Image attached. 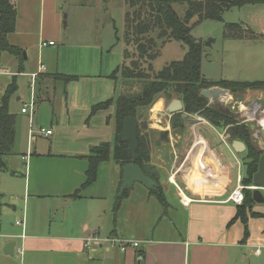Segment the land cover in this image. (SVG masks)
Here are the masks:
<instances>
[{"label": "rangeland", "instance_id": "374dc122", "mask_svg": "<svg viewBox=\"0 0 264 264\" xmlns=\"http://www.w3.org/2000/svg\"><path fill=\"white\" fill-rule=\"evenodd\" d=\"M12 2L20 13V26L18 34L10 36L9 41L11 44H19L23 49V54L21 57L16 58L7 52L0 53V107L8 87L14 80L17 85V91L12 96L10 103V111L17 114L16 142L13 154L6 157L9 172L0 173V194H3L1 197L0 224L4 227L15 226L16 220L22 221L23 219L22 205L17 213L11 211L12 206H15L13 200L16 198L11 197V195H16L14 186L16 179L13 178L14 173L12 170L13 166L20 162V152H26L29 146L33 151L48 152L50 149L59 151L66 146L64 142L68 139L88 135L86 126L90 125L91 120L87 122L88 117L83 118L80 116L78 107L71 117V112L67 108V94H72L73 89L76 87L80 91H87L86 85L89 83V79L65 84L61 79L55 77L58 75L98 76L108 72L115 63L122 62L123 51L126 48L124 42L125 14L129 10L126 0H43L42 4L41 0H31V2L12 0ZM41 9H43L45 15L42 31L39 29V12ZM174 9L179 17L184 20L188 10L187 3H176ZM260 12H262L261 16H259ZM253 14H256L257 17L255 18V15L253 18ZM251 17L256 21L264 20V6L248 5L243 8H234L225 12L223 21L219 22L205 21L193 26L196 19L190 21L189 26L192 27V36L203 45L201 69L207 80L211 82L222 80L264 81V40L223 39L226 24L240 23L247 27L248 24H252ZM116 35L120 39L119 43H117ZM51 40L55 43V46L41 47L43 41L49 42ZM159 50L160 55L153 63L155 72H160L171 62L184 59L188 48L182 43L171 41L164 45L160 43ZM41 66L45 67L42 73H46V75L40 79L38 78L36 87H33L31 86V73L38 72ZM81 84H83V88H79ZM141 90L142 84L140 83L126 82L123 79L117 81V95L134 96ZM227 91L231 99L225 103L220 101L221 98L218 99L220 104H216V107L225 110L224 112L227 114L233 115L238 122L242 121L241 118L237 117V113H239L242 106L256 105L264 110V103L254 100V97L250 95L247 97V93L242 97H235L229 90ZM19 97L22 99L20 103L17 102ZM33 101L36 103L34 109H32ZM171 102L164 97L158 98L155 105L148 110L147 116H143L141 119V121H147L146 123L151 130L168 132L169 138L180 141V144L175 145V152L172 146H169L170 141L165 142L164 145L162 144L163 146L153 148L154 153L157 152L158 155H167L171 158V162L168 158H165L166 163L162 171L170 177L177 173L175 174L176 183L184 189L186 173L184 169H181L182 164L187 163L186 158L189 148L193 146L197 137L204 136L209 139H205L208 147L220 159L221 166L225 167L224 175L227 167L229 168L231 190H226L232 192L239 174L237 163L223 155L222 152L225 151L222 148L220 149L218 145L220 138L216 137L215 132L210 131L207 120L202 118L204 121H199V117L191 116L186 119L185 128L181 132L172 127V119L175 114L165 118L160 117L158 113L164 112ZM25 104L30 106L28 115L32 116V121L28 115L23 116L21 114V108ZM250 124L254 125L253 131L259 129L256 122H250ZM167 125H169V130H165ZM161 127L162 129H160ZM41 129H52L54 135L46 137L40 133ZM216 131L221 132L219 129ZM33 135L37 137L35 142L32 140ZM153 137L157 138L159 136L155 135ZM251 139L260 149L258 144L260 141L252 136ZM56 141L57 144H55ZM52 144H54L53 148H51ZM215 145L218 148L216 150L213 148ZM8 162H11V164H8ZM174 163L177 164L176 168H173ZM218 172H220L219 162L216 167L217 175ZM216 173L211 183V185L215 183L214 186L217 182ZM164 181L167 185L173 187L172 184H168L167 178ZM223 181L225 182L226 179ZM139 185L140 183H135V188L130 191L132 200H125V208L119 214L118 219L122 229L130 234L140 236L145 233L150 220L154 224L158 219V227L167 229L172 224L176 229V234H182L185 213L176 210L174 212L176 216L172 217L173 212L171 210L164 211L165 208L162 207L160 214L155 219L151 207L158 205V198L150 194L153 201L151 207H147L145 201L138 203L134 197L137 196ZM225 186L226 184L219 192L223 189L225 192ZM163 188L166 187L163 186ZM261 192L264 196V190H261ZM165 193L166 200L168 199V202L177 208V200L173 199L172 194L169 195L168 191L165 190ZM205 198L215 200L217 196L215 198L205 196ZM42 201L44 202L30 204L29 209L27 208L26 224L29 219V222L32 221L33 227L36 225L44 232H55L56 230L70 232L77 229L79 223L83 220H91L107 230L109 220L113 217V207L112 205L110 208L107 207V202L106 204L104 202L96 204L94 210L90 211L88 207L90 201L88 200L74 201L66 206H60L61 202L62 204L66 203L61 199L46 198ZM258 206L264 208V203ZM156 208L159 210L158 207ZM118 230L120 229L118 228ZM152 233L157 235L158 231L155 232L154 230Z\"/></svg>", "mask_w": 264, "mask_h": 264}, {"label": "crops", "instance_id": "0c3cea01", "mask_svg": "<svg viewBox=\"0 0 264 264\" xmlns=\"http://www.w3.org/2000/svg\"><path fill=\"white\" fill-rule=\"evenodd\" d=\"M27 1L31 2V0ZM42 3L43 0H41ZM261 14L262 12H260L259 16ZM255 15L253 14V18ZM44 17V11L41 9L39 12V29L41 31L44 28ZM251 23L247 27L257 34L264 35V20L260 19L256 21V19L254 20L251 17ZM19 26L20 13L18 11L17 29L12 35L18 34ZM251 40H264V38ZM12 45L22 48L19 44ZM120 64L121 62L115 63L105 74L79 77L80 79L77 82L89 79V83L86 85L87 91H80L76 87L73 89L72 94H67V108L71 112V117L74 110H77V107L79 108L80 116L83 118L88 117L93 106L110 100L117 95V81L111 79V75ZM44 75L46 73L40 72L38 78L40 79ZM79 88H83V84ZM248 95L254 97V100L264 103V91H248L247 97ZM17 99L19 103L22 101L20 97ZM69 101L71 102L70 104ZM113 113V107L106 111L98 112L91 119L90 125L86 126L88 135L75 136L68 139L64 142L66 146L59 151L52 149L48 152L33 151L29 146L26 152H20V162L16 166H13L12 170L14 173L13 178L16 179L14 181L16 195H11V197L16 198L13 200V205L15 206H12L11 211L17 213L18 209H20L19 207L22 205V220L25 221V225L24 227H20L15 223L16 227L14 225L4 227L0 224V264H264V219H249L250 235L246 243L242 242L244 238L243 223L239 220L229 226L230 221L237 213L238 205L227 202L230 195L227 193H231L226 190H231L229 168L227 167L225 176V167L221 166L220 159L216 157L214 151L213 153L219 162L220 172H218V175L216 173V185L214 186V183L208 189L193 187L186 177H184L185 184L183 189L176 183L175 174L177 173L170 177L162 171L166 163L165 158H168L170 162L171 158L167 155H158L156 154L157 152L153 153V163L159 169L161 184L166 187L165 189L163 188L164 193L166 190L169 195L172 194L173 199H176L178 202L176 204L178 209L171 205L168 199L166 200V206H163L157 199V204L160 207L154 205V203L155 208L151 207L153 201L150 191L141 184L137 187L139 189L136 193L137 196L134 197L136 198L135 200L138 203L145 201L146 206L152 208V214L155 219L160 214L162 207L165 208V210L163 209L164 211L171 210L173 212L172 217L176 216L174 213L176 210H181L185 213L186 217L182 227V234H176V229L172 224L167 229L158 227V219L154 224L150 220L145 233L140 236L126 232L120 226L118 219L120 212L125 208V200L118 216L110 218L107 230L91 220L81 221L79 227L70 232L66 230L44 232L36 227V225L33 227L32 221L29 222V219L26 224V215L30 204L44 202L42 200H46V198L61 199L66 202L64 204L61 202L60 206H66L74 201L88 200L90 201L88 203L90 204L88 206L90 211L94 210L96 204L102 202L105 204L107 202V207L109 208L111 205L114 207L115 197L121 187L123 177L120 166L113 161L101 163L97 180L81 192L80 198L74 199L72 197L75 191L80 189L86 181V172L89 166L86 156L89 154L90 149L101 143L113 142L114 140L115 123L114 119H112ZM21 114L23 116L28 115L23 114L22 111ZM158 114L164 118L162 112ZM198 120L202 121L203 119L198 118ZM207 124L210 131L215 132L216 137L220 138L218 145L220 149L222 148L225 151L222 152L223 155H226L227 159H233L236 163L238 161H242L243 163L246 150L243 153H237L232 147V141L227 138V142L225 143L223 138H221V135L226 130L217 132V128L211 126L209 123ZM165 130H169V125L165 127ZM53 135L54 132L51 136ZM252 137L254 136L252 135ZM36 139L37 137L33 135V142ZM169 141V146H172L175 152V145L180 144V141L174 138H169L167 142ZM57 143L56 141L55 144ZM195 144L196 140L193 146L189 148L187 158L193 151ZM258 144L260 149L263 150V145L260 142ZM163 145L161 143L160 146ZM53 147L54 144H52L51 148ZM213 148L214 150L218 149L216 145ZM8 164H11V162H8ZM184 164L185 162L182 164L181 169L186 170L188 166L186 167ZM176 165L174 163L173 168H176ZM192 166L190 165L189 168ZM8 172L9 169L7 167L5 173ZM166 178L169 181L168 184H172L173 187L167 185L166 181H164ZM224 179H226L225 182L223 181ZM224 184H226L225 192L224 189L219 192L224 187ZM133 188H135V185ZM201 190L202 192L204 190V193H199ZM0 195L2 197L3 194ZM184 196L190 199L188 205H184L182 202V197ZM205 196L212 198L217 196V199L208 200ZM127 199L132 200L131 195ZM262 203H264V200ZM259 204L254 207L253 211L264 216V208L258 206ZM154 230L155 232L158 231L157 235H153L152 231ZM94 236H98L101 239L116 237L127 241H135L139 243V247L123 250L118 247L97 243L86 247L85 240ZM10 242L15 243L13 255H8L5 252L6 246ZM141 252L143 255L139 258Z\"/></svg>", "mask_w": 264, "mask_h": 264}, {"label": "trees", "instance_id": "16d2710c", "mask_svg": "<svg viewBox=\"0 0 264 264\" xmlns=\"http://www.w3.org/2000/svg\"><path fill=\"white\" fill-rule=\"evenodd\" d=\"M129 10L125 14L123 60L111 75V79L142 84V90L134 96L116 95L110 100L92 107L87 122L98 112L114 108L112 119L115 123L113 142H105L92 147L86 156L89 166L86 172V181L80 189L72 195L80 198L81 192L91 186L98 177L101 163L113 161L121 168L130 163V144L119 145L124 120L133 117L138 123L139 148L136 163L158 183V192L150 191L163 206H166V197L161 184L158 167L153 163V148L168 141V132L151 130L143 116L160 97L172 101L179 99L184 105V113L201 117L211 126L224 131L230 141H240L246 146L243 158L244 176L242 183L245 187L254 185L253 178L258 172L259 161L264 150L259 149L251 139L254 125L240 124L233 115L225 110L210 105L209 100L202 96V91L219 87L227 89L235 97H242L248 91H264V81L239 82L219 81L211 82L202 74L203 45L195 39L189 26L191 20L196 19L193 26L205 21H223L225 12L234 8H243L248 5H264V0H126ZM176 3H187L188 10L182 20L174 9ZM18 10L12 0H0V53L7 52L15 57H21L23 49L12 45L10 35L16 32ZM264 35L257 34L240 23L226 24L223 34L224 40H251L261 39ZM117 43L120 39L116 35ZM176 41L186 45L188 51L184 59L174 61L165 66L160 72H155L154 61L160 55L159 44ZM65 84L77 82L78 76L58 75ZM17 91L16 81L8 87L1 101L0 107V173L7 171L6 157L14 152L16 142L17 114L10 111L12 96ZM146 113V114H145ZM172 119V127L177 131L184 130L185 122L181 113H176ZM110 120V119H109ZM186 121V120H185ZM158 135L159 137H153ZM132 189H120L113 207V216L116 218L124 200L130 196ZM255 190L244 189V201L237 206V213L230 221L229 226L237 221L244 225L243 243L249 238V219L263 218L262 214L253 211L259 202L254 197ZM259 199H261L259 197ZM0 195V217H1ZM143 253H140L141 258Z\"/></svg>", "mask_w": 264, "mask_h": 264}, {"label": "water", "instance_id": "95a60500", "mask_svg": "<svg viewBox=\"0 0 264 264\" xmlns=\"http://www.w3.org/2000/svg\"><path fill=\"white\" fill-rule=\"evenodd\" d=\"M224 94H228V91L219 87L202 91V96L208 99L214 107H216V104H220L218 99ZM183 110L184 105L182 101L174 99L166 107L165 111L162 112V115L165 118L176 113H181L182 121L185 122L186 119L190 118V115L184 113ZM124 143L130 144V163L123 167V179L120 193L122 194L125 190L132 189L135 183H140L149 191L157 193L158 183L150 175L146 174L136 163V156L139 148V132L138 123L133 117L124 120L123 128L119 136V145H123ZM232 147L237 153H243L246 150L245 144L240 141H233ZM253 182L254 186L257 187L254 192V197L259 203H262L264 200L261 192V190L264 189V155L259 161L258 172L254 175ZM259 197L261 199H259ZM14 247V242L8 243L5 249L6 254L13 255Z\"/></svg>", "mask_w": 264, "mask_h": 264}, {"label": "built area", "instance_id": "2783aa9c", "mask_svg": "<svg viewBox=\"0 0 264 264\" xmlns=\"http://www.w3.org/2000/svg\"><path fill=\"white\" fill-rule=\"evenodd\" d=\"M54 45H55V43L52 41H50V42L43 41L41 44V47H51ZM44 70H45V67L41 66L38 73L32 74L31 86L36 87V82L38 80L40 72H43ZM228 95L230 96V94H228ZM230 99H231V96H230ZM35 106H36V103H35V101H33L32 109H34ZM243 107L245 108L244 110L242 109ZM29 110H30V106L25 104L21 111L23 114H29V112H30ZM237 114H238L237 117L242 119V121H240V124L256 122V126H258L259 129L257 131H254L252 135L254 136V138L256 140L260 141V143L264 146V110L261 107H258L256 105L255 106L252 105L250 107L242 106V107H240V111ZM199 118H201V117H199ZM30 119L32 121V116H30ZM40 133L44 134L45 136H51L53 134L52 130H45V129H41ZM221 138H223V141L225 143L227 142L226 140H227L228 136L226 135V132L223 135H221ZM237 166L239 168V174L237 177L236 186L233 189V191L231 192V194L229 195L227 202H231L235 205H241L244 201V189L248 188L251 190H256L257 187H255L254 185L251 187H245L243 185L242 180H243V176H244V164L241 161H238ZM179 190H180V188H179ZM180 193L182 194V192H180ZM182 202L184 205H188L190 203V201L185 203L184 197H182ZM16 225L20 226V227H24L25 221L24 220L17 221ZM93 243L102 244V245L106 244V245H109L112 247H118V248L123 249V250H126L128 248L136 249L139 247L138 242L127 241V240L119 239L116 237H109L106 239H101L98 236H94V237H91V238H88L85 240V246L86 247H90Z\"/></svg>", "mask_w": 264, "mask_h": 264}, {"label": "bare ground", "instance_id": "6f19581e", "mask_svg": "<svg viewBox=\"0 0 264 264\" xmlns=\"http://www.w3.org/2000/svg\"><path fill=\"white\" fill-rule=\"evenodd\" d=\"M220 98V101L225 103L230 99V96L224 94ZM242 109L244 110L245 108L243 107ZM184 165L186 167L188 166V168L184 170L186 173L185 177L190 181L193 187H197V189H208L216 173L218 161L213 151L208 147L205 138L198 136L195 147L188 156L187 163ZM190 165L193 166L189 168ZM199 193H204V190L203 192L201 190ZM189 201L190 199L184 196V202L187 203Z\"/></svg>", "mask_w": 264, "mask_h": 264}]
</instances>
